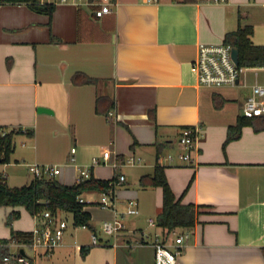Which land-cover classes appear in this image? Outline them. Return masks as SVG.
I'll list each match as a JSON object with an SVG mask.
<instances>
[{"label": "crops", "instance_id": "1", "mask_svg": "<svg viewBox=\"0 0 264 264\" xmlns=\"http://www.w3.org/2000/svg\"><path fill=\"white\" fill-rule=\"evenodd\" d=\"M39 1L55 5L51 16L26 4L0 5V129L30 137L37 164L47 163L46 155L65 161L58 175L70 167L75 177L62 184L78 181V167L95 151L101 157L109 148L120 160L134 155L141 162L116 169L99 164L111 169V178L125 176L109 209L112 218H129L118 236H99L97 245L91 238L83 245L62 240L49 251L30 248L32 256L29 243H11L9 252L26 261L2 260L0 253V264H41L44 255L64 264H154V240L171 241L155 222L162 189L149 178L157 164L174 195L196 211L176 264H264V128L246 124L225 143L228 127L245 118L253 84L241 75L236 87H202L190 68L200 45L221 44L238 26H252L251 43L264 45V0H117L101 19L87 6ZM239 87L248 94L227 91ZM193 127L200 138L184 160L179 138ZM165 149L177 153L165 156ZM99 172L94 166L90 176L105 179ZM96 195L80 196L92 228L86 206L96 204ZM129 200L139 214L115 215ZM22 208L0 207L5 220L18 212L10 228L0 225V246L12 231L32 233L36 220ZM82 246L89 247L83 257Z\"/></svg>", "mask_w": 264, "mask_h": 264}, {"label": "built area", "instance_id": "2", "mask_svg": "<svg viewBox=\"0 0 264 264\" xmlns=\"http://www.w3.org/2000/svg\"><path fill=\"white\" fill-rule=\"evenodd\" d=\"M58 2L74 3L78 6H87L91 9V14L95 19H101L105 15L112 13V6L117 4V0H57ZM150 1V0H149ZM232 45L221 44H207L200 45L196 58L191 62L190 68L196 74L198 84L206 88L218 87H236L239 85L240 77L243 69L238 67L232 56ZM252 70L257 75L258 71H264V66L253 67ZM242 115L248 119L257 117H264V82H256L251 86V92L245 99L242 109ZM8 134L7 130L0 129V139ZM200 138V129L198 127L185 128L181 132L179 142L184 148V153L181 158L184 160L190 159V149ZM75 149L71 148V153ZM169 155L166 160H170ZM73 162L74 157H70ZM141 162V158L134 155H128L122 160L117 158V155L112 156L109 148L105 149L101 157L93 156L89 165L78 167V180H87L90 178V170L92 167L101 163L110 164L114 169L119 168L121 165L134 166ZM28 172L36 178H53L59 174L60 169L56 165L50 164H29ZM125 180L124 175H118L111 183V188L107 193H100L101 198L96 202L102 209L114 208V192L115 188ZM79 202L82 199L79 197ZM115 215H138L139 210L136 207V202L129 200L127 202V209L125 212L120 213L115 209ZM36 224L32 229V239L27 245L33 251L45 250L49 251L59 247L62 243L64 233L68 227V223L64 218L58 216L57 213H52L49 210H43L39 215L34 217ZM150 225H155L152 219L149 220ZM87 228L85 225L79 226ZM101 230L110 236L116 237L121 231L124 230V225L121 223L117 216L111 220H104L101 223ZM171 241H163L156 238L153 242L154 249V264H176L179 256L182 253L184 242L190 236L187 229L174 230L170 234ZM91 242L93 245L99 243V239L95 233L91 235ZM11 257L15 258L18 262H25L26 259L21 254Z\"/></svg>", "mask_w": 264, "mask_h": 264}, {"label": "trees", "instance_id": "3", "mask_svg": "<svg viewBox=\"0 0 264 264\" xmlns=\"http://www.w3.org/2000/svg\"><path fill=\"white\" fill-rule=\"evenodd\" d=\"M2 4H26L30 9L51 16L55 5L53 3H41L39 0H0ZM253 33V27L250 25L238 26V28L227 33L224 38L226 44H231L238 51V67L252 68L264 66V45H253L250 36ZM87 82H94V79H87ZM258 123L256 130L264 128V117L254 119L242 118L233 126L228 127V133L225 143L237 139L240 136L242 126L249 123ZM15 132L10 131L0 139V162L8 163L10 154L13 152L12 140ZM30 136L33 133H28ZM115 180L112 177L109 180L97 179L90 176L87 180H78L73 184H62L53 178H32L31 181L21 187H9L5 178L0 174V207H24L33 217L40 214L43 210H49L52 213L66 212L72 216L74 227L90 225V213L85 211L84 202H79V197L83 193L98 192L107 193L111 188V183ZM149 185L159 186L162 189V206L156 216V226L169 234L174 230L191 228L196 221V211L193 204L182 203L181 198H177L170 188L164 167L156 165L153 175L149 178ZM17 211H12L8 215V222L17 216ZM32 239L31 232L12 231L9 239L2 241L0 253L2 260L12 259L8 250L11 243H30ZM89 247L82 246L80 252L85 256Z\"/></svg>", "mask_w": 264, "mask_h": 264}, {"label": "rangeland", "instance_id": "4", "mask_svg": "<svg viewBox=\"0 0 264 264\" xmlns=\"http://www.w3.org/2000/svg\"><path fill=\"white\" fill-rule=\"evenodd\" d=\"M243 77L247 80V84L252 85L256 81H263L264 80V71H258L257 76H255V72L251 69H243L242 73ZM227 90V89H226ZM229 93L236 94L238 93L239 95H244L245 93L249 92L247 88H230L227 90ZM248 94V93H247ZM40 142L43 143L44 141V136L40 134L39 136ZM12 146H13V152L10 154L9 157V162L8 163H2L0 162V174L5 178V181L9 187H20L23 185L28 184L32 178H34L29 172H28V165L32 163H36L32 159V141L30 137H27L26 135L23 134H15L12 140ZM170 153L171 155H174L177 153V150H167L163 152V155H167ZM98 155V151H95L94 153H89V156L84 157L87 159L86 161L82 162L84 165H89V159L93 156ZM45 159L49 160L47 163L44 164H50V165H57L60 166L62 162L65 161H57L55 157L46 155L44 156ZM65 160V159H64ZM80 163V162H79ZM97 167H100V172L98 173L101 178L109 179L112 176V171L109 169L107 166L103 165H98L95 166V169ZM99 170V169H98ZM122 171L126 174H132L133 173V168H122ZM68 175V176H66ZM75 177V172L73 171L72 168L66 167L62 169V172L60 175H56L54 179L59 180L61 182H71L74 180ZM117 187L115 188V191H117ZM101 198V195H96L94 199L91 200H98ZM86 208L91 212L92 215V220L91 223L93 224V228H82V227H73L72 225V216L70 213L66 212H58V216L61 218H64L67 223L68 227L65 230V234L63 237V242H71V243H77V244H87L90 241L91 235L95 233L97 237L101 236L103 238H108V237H113L110 235L105 234L101 230V223L104 220H111L112 215L110 213V210L107 209H102L98 204L91 203L87 204ZM24 211L25 208H22ZM27 212V211H26ZM3 216V215H2ZM16 218H12L10 222H14ZM118 220L123 223L125 226L128 225L129 218L128 217H118ZM10 222H8V219L5 220L4 217L0 218V225L3 227H9L10 228ZM8 223V224H7ZM7 224V225H5ZM129 227V226H127ZM95 228V229H94ZM124 231V230H123ZM121 231V232H123ZM73 250V249H72ZM26 254L29 256L33 255V252L31 251L30 248H26ZM42 262L41 264H64L61 263V261L56 257H47V256H42Z\"/></svg>", "mask_w": 264, "mask_h": 264}, {"label": "water", "instance_id": "5", "mask_svg": "<svg viewBox=\"0 0 264 264\" xmlns=\"http://www.w3.org/2000/svg\"><path fill=\"white\" fill-rule=\"evenodd\" d=\"M232 56H233L234 61H235L236 63H238V51H237L235 48L232 49ZM38 111H39V112L51 113V111H50L49 109L44 108V107H39V108H38ZM21 252H22V251H21Z\"/></svg>", "mask_w": 264, "mask_h": 264}]
</instances>
